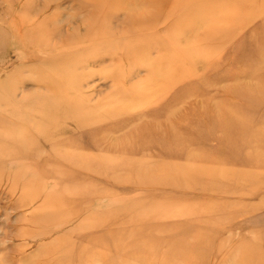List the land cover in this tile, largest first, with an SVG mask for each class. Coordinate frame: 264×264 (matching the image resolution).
<instances>
[{
    "label": "rangeland",
    "instance_id": "1",
    "mask_svg": "<svg viewBox=\"0 0 264 264\" xmlns=\"http://www.w3.org/2000/svg\"><path fill=\"white\" fill-rule=\"evenodd\" d=\"M0 264H264V0H0Z\"/></svg>",
    "mask_w": 264,
    "mask_h": 264
},
{
    "label": "bare ground",
    "instance_id": "2",
    "mask_svg": "<svg viewBox=\"0 0 264 264\" xmlns=\"http://www.w3.org/2000/svg\"><path fill=\"white\" fill-rule=\"evenodd\" d=\"M137 1V0H136ZM172 140H175V139H172Z\"/></svg>",
    "mask_w": 264,
    "mask_h": 264
}]
</instances>
